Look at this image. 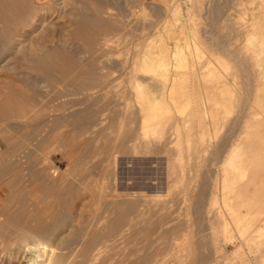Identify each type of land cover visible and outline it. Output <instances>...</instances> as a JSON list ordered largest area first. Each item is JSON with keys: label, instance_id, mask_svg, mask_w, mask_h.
Here are the masks:
<instances>
[{"label": "rangeland", "instance_id": "374dc122", "mask_svg": "<svg viewBox=\"0 0 264 264\" xmlns=\"http://www.w3.org/2000/svg\"><path fill=\"white\" fill-rule=\"evenodd\" d=\"M192 1L199 5L195 18L181 32L176 29L168 44L196 43L198 54L190 62L214 67L215 81L223 74L231 94L222 105L206 101L220 120L204 146L184 153L193 159L177 169L173 182L161 144L135 152L127 138L136 121L127 118L120 126L116 121L134 115L111 99L114 92L128 93L131 54L163 24L165 12L157 0H41L34 22L0 23L5 33H13L0 56V264H22L19 252L16 258L8 252L47 240L67 264L211 263L207 207L219 161L226 144L241 135L250 111L264 118V108L256 104L264 93L255 81L259 47L247 42L244 31L260 5L258 0ZM255 18L254 25L262 27ZM251 46L257 49L252 52ZM217 55L225 63H218ZM107 72L106 79L100 76ZM258 79L263 83L261 74ZM100 82L107 98L98 107L95 97L86 100L80 92ZM74 99L82 102L71 105ZM170 182L174 187L168 190ZM151 193L160 194L159 200Z\"/></svg>", "mask_w": 264, "mask_h": 264}, {"label": "bare ground", "instance_id": "6f19581e", "mask_svg": "<svg viewBox=\"0 0 264 264\" xmlns=\"http://www.w3.org/2000/svg\"><path fill=\"white\" fill-rule=\"evenodd\" d=\"M15 1L14 5L7 0H4V3L1 2V10L3 9L4 11H2L3 14H0V23L3 22V25L7 26L6 21L10 19H14V22L16 20L19 24L24 25L27 24L28 19H30V22H34L41 15L40 11L43 9L40 6L43 4H40L41 0ZM258 1L261 8L259 7V11L256 13L257 16L255 13L251 14L256 18H260H257V20H262V27L261 24L258 28L255 26L257 23L254 25L255 17L252 16L253 22L244 31H246V35H249L245 38L247 42L252 46L258 45L259 47V51H256L257 53L254 52V55L256 53L254 56L256 58L255 81L261 89H264V75L262 74L264 73V0ZM156 3L163 9V15L165 12L163 24L154 29L153 35H150L152 37L146 38L148 40L140 51H133L131 54L127 70L128 93L123 96L118 91L114 92L111 95L114 98L111 99L123 102L125 110H129L130 112H128L134 115L130 117L119 116L116 121L119 126L127 118H130L131 121H136V128H134V124L133 130L127 138V142H131L135 152H149L153 146L154 148L158 146L157 144L154 145L155 143L161 144L158 147L167 154L165 156L166 173L168 179L171 178L172 181L176 177L177 169L179 171L184 162L192 158V155L187 158L184 157V153L188 149H194L197 144V147L200 145L201 147L204 146L202 145L203 140L212 134L220 120V116L206 105V101L211 100L214 105H222L225 100L224 97L227 98L231 93L228 90L229 83L226 86L228 81L226 82L223 79L225 77L223 76L220 79L223 74L218 76L219 82H222H220L221 85H216L218 80L217 75L214 73L216 71H212L214 67L211 68L204 62L200 69L193 66L192 62H190V59L196 58L198 54L199 47L196 46V43L192 45L184 44L185 46L182 47L177 40H174L168 44L167 38L175 39L173 33H175L176 29L181 32L187 22L195 18L199 5L192 0H157ZM46 8H48L47 4ZM2 12L0 11V13ZM16 23H14L15 26H17ZM4 27L0 29V56L4 54L5 46L11 42L10 37L13 34L11 31V35L10 33H5ZM259 35L260 38H257ZM254 49L252 47L250 51ZM217 56L215 59L218 60V63H225L221 55ZM261 60L262 63L260 62ZM108 74V72L102 73L100 76L107 78ZM214 74L216 75V81L213 77ZM259 74L263 77V83L260 82L258 84ZM101 85V82L99 85L93 83L92 85H84L81 91L85 92H80V94H84L83 97L86 100L89 97H95V102L100 107L99 104L107 98L104 93L106 91H103L104 88ZM90 92L93 94L91 95ZM256 97V104L264 108V93ZM81 99L70 101L71 105L80 104L82 102ZM98 112L100 113L101 110L98 109ZM258 114V111H250L246 117L244 116L246 119L244 120L241 135L231 145L229 143L226 144L228 145V147L226 146L227 148L225 147L227 150L224 149L225 152L223 150L225 154L221 157L222 160L219 161L220 164L218 166H220H217L219 170L212 182L213 185L209 193L210 197L207 207L209 213H212V219H209L211 222L210 230L213 234L212 241L214 243L212 245L214 250L210 264H219L220 262L222 264H264V118L258 117ZM117 136L122 135L118 134ZM137 145H139V148ZM161 150L159 151L160 153L162 152ZM172 182L168 185V190L174 187ZM150 196L156 199L160 194L153 193L152 195L151 193ZM143 197L146 198V196ZM202 197L204 196L202 195ZM142 203L140 202L139 205ZM39 240L41 241V239ZM47 242L32 241V243L19 246L18 248L20 249L16 248L19 251L12 252L10 250L8 255L16 258L17 256L15 255L19 252L22 264H67L63 254L57 252L55 247ZM231 244L232 247L230 252H228L227 248ZM239 251L241 252L240 254H238ZM180 262L182 263V260Z\"/></svg>", "mask_w": 264, "mask_h": 264}]
</instances>
